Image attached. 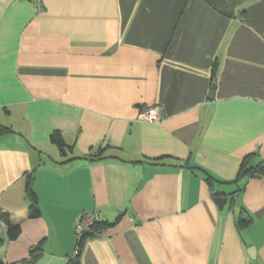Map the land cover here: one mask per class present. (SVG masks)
<instances>
[{"label":"crops","instance_id":"crops-1","mask_svg":"<svg viewBox=\"0 0 264 264\" xmlns=\"http://www.w3.org/2000/svg\"><path fill=\"white\" fill-rule=\"evenodd\" d=\"M0 127V264H264V0H0Z\"/></svg>","mask_w":264,"mask_h":264},{"label":"trees","instance_id":"trees-1","mask_svg":"<svg viewBox=\"0 0 264 264\" xmlns=\"http://www.w3.org/2000/svg\"><path fill=\"white\" fill-rule=\"evenodd\" d=\"M217 70H218V64L216 63L215 66L213 67V76H212V83L213 84H215V81H216ZM10 132H12L11 129L0 127V136L8 134ZM50 141L59 148V150L61 152V156H63V157L67 156V153L69 151H72V147L66 143L64 136L59 131H55L54 133L51 134ZM254 158H255V154L248 155L247 157H245V159L241 163L239 174H238V176L234 182H239L243 178L249 179V178L264 176V162L259 163L257 165H253L252 161L254 160ZM70 160H72V159L66 160L65 162H68ZM26 194L30 200V206H29V212H28L29 217L32 219H36L41 215V208L39 205L38 197L34 191V176H33V174H29L27 176ZM0 220L6 225L8 240H11V241L16 240L21 234L20 226L13 224L11 217L8 214L3 213V212L0 213ZM251 223H252V219L248 218V217L247 218L241 217L238 220V226L241 229L249 226ZM104 227H105V225H104V221H103V222L97 224L94 227V230L95 231H102V229ZM93 237H94V235H93V233H91V234L83 237L81 239V241L78 243V253L76 255L77 260H79V258L82 255L86 241L88 239H92ZM0 242H2V241L0 240ZM40 251H41V248H37V249H34L31 253L34 254V253H38ZM36 260H37V256L34 257L28 264H34L36 262Z\"/></svg>","mask_w":264,"mask_h":264},{"label":"built area","instance_id":"built-area-1","mask_svg":"<svg viewBox=\"0 0 264 264\" xmlns=\"http://www.w3.org/2000/svg\"><path fill=\"white\" fill-rule=\"evenodd\" d=\"M38 5H41V0H35ZM140 120L149 123H160L162 121V108L159 105H154L145 108L141 115ZM103 215L99 211H90L82 214L75 223V234L77 236L78 243L81 239L91 233L94 237H101L102 231H95L94 227L103 222ZM78 250L76 251V254Z\"/></svg>","mask_w":264,"mask_h":264},{"label":"water","instance_id":"water-1","mask_svg":"<svg viewBox=\"0 0 264 264\" xmlns=\"http://www.w3.org/2000/svg\"><path fill=\"white\" fill-rule=\"evenodd\" d=\"M214 90V87L212 88ZM210 99H213V92L210 93ZM214 201L215 203L218 205L219 209L222 210L223 207L225 206L226 204V197L224 196H221V195H216L214 197ZM251 256L254 258L255 255L251 254Z\"/></svg>","mask_w":264,"mask_h":264},{"label":"rangeland","instance_id":"rangeland-1","mask_svg":"<svg viewBox=\"0 0 264 264\" xmlns=\"http://www.w3.org/2000/svg\"><path fill=\"white\" fill-rule=\"evenodd\" d=\"M77 237V236H76Z\"/></svg>","mask_w":264,"mask_h":264}]
</instances>
